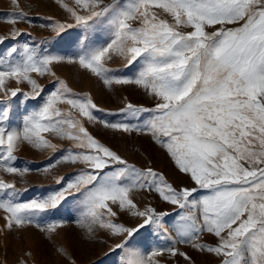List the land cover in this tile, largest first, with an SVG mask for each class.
Wrapping results in <instances>:
<instances>
[{"label":"snow or ice","instance_id":"snow-or-ice-1","mask_svg":"<svg viewBox=\"0 0 264 264\" xmlns=\"http://www.w3.org/2000/svg\"><path fill=\"white\" fill-rule=\"evenodd\" d=\"M65 14L49 16L56 37L80 29L72 55L51 54L35 42L20 38L16 27L31 24L19 0L3 17L12 26L0 45V219L9 232L36 228L45 239L59 236L65 221L42 222L70 197L76 199V225L90 239L98 231L117 238L111 251L121 250L119 264H162L180 257L195 264L179 245L213 256L216 264H264V0H53ZM107 40L94 46L93 34ZM138 66L131 77L117 75L110 63ZM75 65L98 78L105 87L135 85L152 106L125 102L119 122L99 119L88 93H76L55 68ZM52 77L54 90L42 97L38 78ZM15 83L16 87L9 85ZM26 85L30 91H25ZM18 95L43 99L38 110L10 124L11 102ZM85 121L116 132L150 136L166 151L194 186L174 187L152 167H137L95 138ZM54 139L70 142L60 164L82 166L70 179L58 176L59 190L21 201L28 189L15 179L31 170L16 166L22 144L56 153ZM155 193L172 212L141 207L135 194ZM204 194H200V193ZM176 214L169 224L166 218ZM125 213L134 227L117 222ZM151 228L165 241L147 255L128 247L141 229ZM207 234L211 242H203ZM64 264H76L67 249L54 246ZM30 256V254H29ZM26 264V262H22Z\"/></svg>","mask_w":264,"mask_h":264},{"label":"rangeland","instance_id":"rangeland-1","mask_svg":"<svg viewBox=\"0 0 264 264\" xmlns=\"http://www.w3.org/2000/svg\"><path fill=\"white\" fill-rule=\"evenodd\" d=\"M19 4L24 11L28 12L31 20V24L19 23L16 25L22 32L27 33L20 38L21 42L38 43L42 48H47L51 54L55 55H72L76 51L79 46L78 38L82 36L80 29H70L61 34L60 37H56L49 29L40 27L41 24L49 23L46 17L51 16L55 20L63 21L66 16L53 0H19ZM13 11L11 0H0V36H6L11 31L12 26L4 23L2 18ZM91 39L94 46H100L107 40V36L97 33L93 34ZM13 43L14 41L6 40L0 45V53H3ZM110 67L113 70H118L117 75L131 77L135 74L138 66L124 68L123 61L116 58L114 62L110 63ZM55 71L74 92H86L92 97L100 110L94 112L99 119L109 122L121 121L122 116L108 115L107 113L117 112L119 108L123 107L125 98H127V102L138 106L150 107L153 105L152 99L135 85L113 86L109 89L98 78L75 65L57 66ZM38 83L44 88L42 97L54 90L55 81L52 77L38 78ZM9 86L16 87L14 82ZM21 87L25 91H30L26 85H21ZM42 97L23 103L21 102L23 100L21 95L13 98L10 124L21 127L23 118L30 112L39 109L43 103ZM3 108L4 105H0V110ZM85 126L95 138L127 159L129 163H133L137 167H152L158 173L163 174L174 187L194 186L190 177L179 171L166 151L156 145L150 136L116 132L87 121H85ZM53 143L60 145L56 153L51 152V150L39 151L26 143L22 144L20 150L15 153L17 156L16 166L27 167L31 171L24 177L5 176V179H15L17 187L28 189L20 197L22 202L32 198L45 197L59 190L64 185H57L56 177L63 176L66 180L70 179L82 167L60 164L50 173H44L43 168L45 166L60 158L61 154L71 147L70 142L67 141L54 139ZM135 199L141 207L151 205L160 211H173L172 207L161 201L155 193L141 192L135 194ZM77 217L76 199L73 197H70L57 210L46 214L42 222L65 221V227L60 230L59 236H55L51 241L45 239L44 234L33 227L16 229L11 232L2 230L3 220L0 219V264H22V262H26V264H64L62 258L55 253L54 246H62L67 249L76 264H119L121 250H110L119 240L109 237L103 231H98L94 239L88 238L86 233L77 227ZM175 219L176 214L174 212L171 217L166 218L169 224ZM117 222L130 227H134L138 223L136 219L125 213L118 215ZM203 242H211V238L205 234ZM165 244L166 242L155 235L151 228L146 227L134 235L128 247L147 255L155 248L164 247ZM179 247L192 257L195 264H216L215 258L209 254L197 252L187 245H179ZM162 264H186V262L180 257L171 260L164 257Z\"/></svg>","mask_w":264,"mask_h":264}]
</instances>
